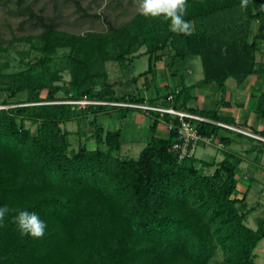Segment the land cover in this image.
<instances>
[{"label":"trees","instance_id":"obj_1","mask_svg":"<svg viewBox=\"0 0 264 264\" xmlns=\"http://www.w3.org/2000/svg\"><path fill=\"white\" fill-rule=\"evenodd\" d=\"M28 1L0 0L15 16L29 14L41 23L39 34L12 41L30 45L38 55L8 75L6 92L15 106L0 109V207L9 208L0 225V264H210L218 252L224 255L218 264H255L264 220L257 230L249 228L252 209L246 197L234 198L237 157L225 154L217 164L196 157L179 162L172 150L177 131L167 139L155 137L159 117L153 113L152 137L139 159H123L121 128L111 132L97 124L96 116L108 107L51 103L84 96L146 103L116 98L106 68L108 62L128 64L142 48L149 57L144 75L164 56L171 57L169 69L200 57L199 85L216 84L221 93L230 79L264 75L257 57L264 44V0H187V33L136 14L118 27L106 20L107 32L84 35L48 24L25 6ZM70 1L88 16L79 1ZM66 72L69 81H63ZM189 90L182 88L175 102ZM183 100L178 109L184 110L188 97ZM258 113L264 116V95ZM200 114L220 120L217 110ZM86 115H94L90 124L98 147L89 150L81 143L70 151L72 133L62 126ZM165 120L178 125L172 117ZM27 121L37 125L35 134ZM200 130L209 136L220 131L210 124ZM19 210L35 212L46 223L42 238L20 236L13 222Z\"/></svg>","mask_w":264,"mask_h":264},{"label":"crops","instance_id":"obj_2","mask_svg":"<svg viewBox=\"0 0 264 264\" xmlns=\"http://www.w3.org/2000/svg\"><path fill=\"white\" fill-rule=\"evenodd\" d=\"M139 54L141 56L143 55V53L139 51L134 56ZM257 57L259 62H264V44ZM170 62V56L162 57L155 63L154 71L152 73L144 75L148 71L147 70L139 74V77L142 79L141 81L135 77L122 80L120 77L116 76L113 81L111 80L115 97L120 99L137 97L144 99V102L149 105L166 106L168 95L172 94L175 90L190 88L188 94L182 95L181 97V99H185L186 96L188 97L187 104L185 108H183L185 111L190 112L189 110L193 109L198 111L194 114L201 115V111L207 112L217 110V115L220 119L219 121L245 128L256 135L264 137V116L258 113V105L261 97L264 95V75L254 74L240 82L230 79L226 83L225 92L221 93L216 84L199 85L203 80V77L197 82L190 80V76L186 78V75L192 73L190 69L186 67L185 60L176 62L172 68L169 69L166 65ZM126 66L130 67V64L128 63ZM183 70H186V75L180 74ZM158 75H161L163 79V82L160 83V89L155 87L152 92L148 93L147 90H145L148 89L146 79L148 77L157 78ZM180 75L181 77H179ZM181 99L179 100V103L175 102L177 108H179L178 105H181L184 101ZM115 109H117L116 112H126L125 109ZM87 116L88 115H86V117ZM96 117L97 121H100L98 125L105 131H118L122 128L121 123H125V119H127L129 123L127 122L125 125L128 124L134 134L146 130V137L148 138L151 135L149 132H151L150 125L153 121L152 114H147L138 110H130L127 112L126 116H124V120H120V115L118 117L117 113L110 114L108 111L106 113L98 114ZM94 133L95 129L92 125L89 128H84L82 131L81 143L85 144L89 150H95L98 147L93 136ZM78 134H80L79 130ZM154 136L161 139H167L169 137L168 123L166 120L158 121ZM123 138L124 132L122 130L121 149L124 142L128 143V140L123 141ZM137 138L140 137L135 136L133 140L128 143L127 152H132L134 139L136 140ZM216 139L223 144L221 149L216 147V145H213L209 147V149L215 151L213 155L209 156L206 155V153L203 157L196 158L207 163L217 164L225 158V154H232L237 157L240 162L236 171L237 192L235 193L234 198L243 199L246 197V204L248 206V198L252 196L253 185L259 184L260 181L258 178L264 180V143L222 130L218 132ZM204 150L207 149L205 148ZM218 153L223 155L219 161L217 160ZM211 170L214 171V167L210 168V172ZM246 182H249L250 185L249 183L246 184ZM253 212L254 210L252 209V213ZM252 213L248 216L247 220ZM262 241H264V239ZM257 249L258 247L255 250V262L259 260V264H264V259L259 257ZM261 252L264 254V244L262 245Z\"/></svg>","mask_w":264,"mask_h":264},{"label":"rangeland","instance_id":"obj_3","mask_svg":"<svg viewBox=\"0 0 264 264\" xmlns=\"http://www.w3.org/2000/svg\"><path fill=\"white\" fill-rule=\"evenodd\" d=\"M81 3L82 8L88 14V16L83 15L76 8V5L70 0H29L25 6L29 5L34 13L38 17H42L48 24L54 23L57 29L60 31H66L76 35H84L89 32L104 33L108 31V26L105 24L106 20L113 26H121L131 21L137 13L134 0H76ZM99 16V18H96ZM40 22L36 18H31L29 14L15 16L11 11L0 5V109H8L14 107V101L16 99L10 100L6 92L7 86L9 85L10 78L8 75L19 72L22 69L23 63L29 60L35 61L37 53L31 50L30 45L23 43H12L13 39L28 37L37 35L40 33ZM144 53L145 48L140 50ZM65 52H59V55H63ZM186 67L190 69V75H186V70H183L180 74L186 75V78L190 76V80L197 82L203 75V63L200 57H191L185 59ZM130 67L115 63L108 62L106 68L109 74V81H113L116 76L120 77L122 80L127 78H137L142 80L139 74L145 72L149 68V57L142 55L140 57L133 58L129 61ZM181 77V75L179 76ZM70 76L66 72L63 74V81H69ZM147 90L148 93L152 92L155 87L160 89V83L163 82L161 75L157 78L148 77ZM64 82H61L63 84ZM146 88V87H145ZM180 91V90H175ZM174 91V92H175ZM173 92V93H174ZM42 96H46V91L42 93ZM59 97H64L62 93ZM183 101V99H181ZM8 102V103H6ZM109 113H117L120 120H124L123 115L127 113L116 112L117 109L113 107H108ZM123 118H122V117ZM94 115L84 116L80 120H73L66 125H63V129L71 132L72 134L68 137L70 142V151H77L80 143L82 142V131L84 128H89L91 126L90 122ZM125 123H129L125 119ZM99 120L97 124H99ZM122 124V130L124 132L123 141L128 143L133 140L135 136L140 138L134 139L132 152H127L128 143L124 142L123 147L119 153V156L123 159H134L138 160L140 153L147 146L149 140L152 137H146V133L142 130L140 133L134 134V132L129 128L128 124ZM120 124V125H121ZM26 127L31 130L33 134L37 131V125L30 121L26 122ZM78 130L80 134H78ZM135 131V130H134ZM224 131V130H222ZM233 133V132H231ZM142 134V135H141ZM236 134V133H235ZM131 138V139H130ZM130 140V141H129ZM198 148L196 157H203L206 155H213L214 150L206 148ZM217 160L219 161L223 155L221 153L217 154ZM209 172V170H207ZM213 171L211 170V173ZM210 173V172H209ZM259 179L258 185H253L252 196L248 198V207L253 209L254 212L247 220L246 225L257 230L259 224L264 220V180ZM249 182H246L248 184ZM250 185V183H249ZM262 241L258 245L257 252L260 258L264 259V254H262ZM224 255L218 252L210 264H218L223 261ZM255 262V264H259Z\"/></svg>","mask_w":264,"mask_h":264},{"label":"built area","instance_id":"obj_4","mask_svg":"<svg viewBox=\"0 0 264 264\" xmlns=\"http://www.w3.org/2000/svg\"><path fill=\"white\" fill-rule=\"evenodd\" d=\"M179 91L168 95L166 106L149 105L147 103H131L127 101H104L90 99L84 96L79 100H67L52 102L51 104H66L77 107L81 110H86L88 107H113V108H124L142 111L147 114H158L159 120L165 121L166 117H172L177 120L178 125L174 123H168L169 132L171 130L177 131V141L173 144L172 150L178 156V161L183 162L188 158L196 157L197 149L209 148L216 145L219 149L223 147V144L216 139L215 135L209 136L204 135L200 126L203 124H210L227 132H233L238 135L245 136L258 142L264 143V137L254 134L253 132L241 128L236 125L224 123L221 121L213 120L207 117H203L198 114H194L185 110H181L175 107V96Z\"/></svg>","mask_w":264,"mask_h":264},{"label":"clouds","instance_id":"obj_5","mask_svg":"<svg viewBox=\"0 0 264 264\" xmlns=\"http://www.w3.org/2000/svg\"><path fill=\"white\" fill-rule=\"evenodd\" d=\"M187 0H134L136 11L146 19H161L168 22L169 30L181 34L189 31V23L184 20ZM9 213L7 206L0 207V225ZM13 222L20 236L40 239L44 236L46 223L35 212L19 210Z\"/></svg>","mask_w":264,"mask_h":264}]
</instances>
